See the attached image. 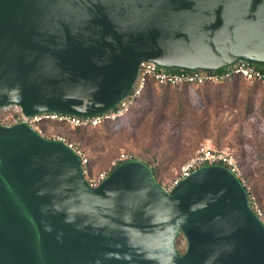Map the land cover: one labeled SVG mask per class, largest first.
Listing matches in <instances>:
<instances>
[{
    "label": "water",
    "instance_id": "water-1",
    "mask_svg": "<svg viewBox=\"0 0 264 264\" xmlns=\"http://www.w3.org/2000/svg\"><path fill=\"white\" fill-rule=\"evenodd\" d=\"M238 60L264 66V0H0V108L26 116L109 111L142 61ZM0 264H264V226L223 165L166 192L132 159L91 187L66 144L0 124Z\"/></svg>",
    "mask_w": 264,
    "mask_h": 264
},
{
    "label": "rangeland",
    "instance_id": "rangeland-1",
    "mask_svg": "<svg viewBox=\"0 0 264 264\" xmlns=\"http://www.w3.org/2000/svg\"><path fill=\"white\" fill-rule=\"evenodd\" d=\"M179 89L167 93L153 89L155 96L141 101L123 120L76 135L68 133L69 138L85 149L96 171L121 150L146 161L165 148L170 163H164L166 171L158 175L163 182L172 178L200 142L211 140L215 145L218 139L240 156L259 183L264 176V84L240 80L185 93ZM176 103L185 108L180 112Z\"/></svg>",
    "mask_w": 264,
    "mask_h": 264
},
{
    "label": "built area",
    "instance_id": "built-area-1",
    "mask_svg": "<svg viewBox=\"0 0 264 264\" xmlns=\"http://www.w3.org/2000/svg\"><path fill=\"white\" fill-rule=\"evenodd\" d=\"M234 75L241 76L249 83L257 81L264 84V66L251 64L242 60H238L230 66L222 68L220 71L217 70L214 72H206L202 70L172 71V69L161 68L153 63L142 61L139 64L138 75L133 88L113 109L109 111L90 117H77L57 113H40L26 116L20 111V113L17 115L12 114L5 117L3 121L9 123L10 125L24 122L30 127L34 128L36 132L42 136L44 135L42 129L39 128V124L46 121L65 123L70 128L79 126L96 127L105 121H114L125 116L129 112L134 102L142 94L150 79L153 81L154 86L163 84L178 86L185 83L200 85L206 82L219 84L226 80H230ZM46 138L63 142L77 154L80 159L82 174L91 187L97 186L108 175L107 170H102L99 173L91 172L88 168V158L82 149H80L76 144L68 142L63 136L53 134ZM132 159H136L132 153L122 151L117 157L110 161L109 166L115 167L120 162ZM213 164L227 167L239 179L246 191L248 190V187L245 186L242 168L238 164L234 150L229 146L218 148L212 143L211 140H204L202 143H200L194 153L180 165L175 175L171 179L164 181L161 184V187L166 192H170L174 186H176L183 178L188 177L197 168H200L204 165ZM248 202L251 209L264 226L263 208L258 204L253 195L248 194Z\"/></svg>",
    "mask_w": 264,
    "mask_h": 264
},
{
    "label": "trees",
    "instance_id": "trees-1",
    "mask_svg": "<svg viewBox=\"0 0 264 264\" xmlns=\"http://www.w3.org/2000/svg\"><path fill=\"white\" fill-rule=\"evenodd\" d=\"M172 71H180V70L179 69H172ZM218 71H220V70H218ZM240 80L241 81H245L241 76L234 75V76H232V78L230 80H226V81H224L222 83H219V84L206 82V83H203V84H200V85L187 84V83H185V84L178 85V86H173V85H169V84H163V85L154 86L153 85V81L150 79L148 81V83H147V86L143 90L142 94L134 102V104L130 108L129 112L125 116H123L121 118H118V119H116L114 121H105V122L101 123L100 125H98L96 127L79 126V127H74V128H70L65 123H61V122L46 121V122L40 123L39 124V128L42 129L43 135L45 137H50L53 134H57V135L63 136L68 142H72L70 140V138H69V134L76 135V134L81 133L82 131H86V130H89V129L101 128L102 126H104V125H106L108 123H117V122L123 120L124 118L127 117V115L135 107H137V105L139 103H141V101H144L146 98H150L151 99V98H153L155 96V92L153 91V89L160 90L162 93H167L172 88H180L179 90L182 91V93H185L184 91H186V90L198 89V88H202V87H205L206 89H209L211 86L217 87V86H220V85H226V84H232V83L235 84V83H237ZM245 82H247V81H245ZM251 83L260 84V82H257V81H254V82H251ZM176 107L178 108V110L180 112L185 108V106L182 103H176ZM19 113H20V109H19V107L15 106V105H9V106H5V107H1L0 108V124L5 125V126H10L9 123L3 121L4 118L7 117L10 114L17 115ZM200 129H201V126H200ZM96 132H99V131H96ZM200 143H202V142H200ZM199 144H198V146H199ZM215 146L218 147V148H221V147H225V146H228V145H220V142L217 139V143L215 144ZM79 147H80V149H82V151L84 152V154L88 158V168L90 169L91 172H93V173H99L102 170H107L108 171V174H109L115 168V167H110L109 166L110 165V161H111V160H109L107 162V164H106V166H105L104 169H101V170H98V171L94 170L92 168L91 160H90L88 154L85 152V149L82 146H80V145H79ZM197 147H196V149H197ZM122 151H126V150H121L120 152H122ZM159 151H155L152 154H150L149 158L146 161H143V160H141V161L145 162L150 167V169L152 170V173H153L155 179L161 185L163 183V181H160L158 179V175L159 174H162L163 172L166 171V168L164 167V163L169 164L170 161H168V159L166 158L165 148H163L162 151H160V152ZM126 152H128V151H126ZM234 154L236 156V159L238 161L239 166L242 168L243 177L245 179V186L248 187V190H247L248 194L249 195H253L255 197L256 201L258 202V204L264 210V189H263L264 176H263V178L261 179V181L259 183L256 182L253 179V176H252L251 172H249L246 169V167L244 165V162H243V160H241L240 156H238L235 151H234ZM180 165L178 166L177 170L179 169ZM175 173H174V175H175ZM175 247H176L177 251L179 252V254H183L185 252V250H186V240L182 236L181 233L175 239Z\"/></svg>",
    "mask_w": 264,
    "mask_h": 264
}]
</instances>
